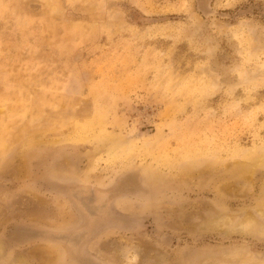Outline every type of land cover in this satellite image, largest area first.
<instances>
[{
	"label": "rangeland",
	"instance_id": "rangeland-1",
	"mask_svg": "<svg viewBox=\"0 0 264 264\" xmlns=\"http://www.w3.org/2000/svg\"><path fill=\"white\" fill-rule=\"evenodd\" d=\"M0 264H264V0H0Z\"/></svg>",
	"mask_w": 264,
	"mask_h": 264
}]
</instances>
